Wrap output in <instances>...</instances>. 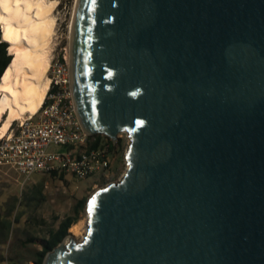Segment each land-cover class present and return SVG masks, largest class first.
<instances>
[{
	"label": "water",
	"instance_id": "water-1",
	"mask_svg": "<svg viewBox=\"0 0 264 264\" xmlns=\"http://www.w3.org/2000/svg\"><path fill=\"white\" fill-rule=\"evenodd\" d=\"M71 79L127 167L43 264H264V0H79Z\"/></svg>",
	"mask_w": 264,
	"mask_h": 264
},
{
	"label": "rangeland",
	"instance_id": "rangeland-1",
	"mask_svg": "<svg viewBox=\"0 0 264 264\" xmlns=\"http://www.w3.org/2000/svg\"><path fill=\"white\" fill-rule=\"evenodd\" d=\"M75 1L57 0V25L51 41L49 76L55 61L64 56L71 73L70 26ZM27 117L25 115L24 119ZM17 122L19 121H14L11 127ZM90 137L92 142L98 135ZM99 137L102 142L107 140L103 134H99ZM111 142L115 147L110 153L111 167L82 179H75L70 173L63 180L44 173L27 176L13 167H0V264H37V252L42 249L49 229L57 227L62 219L71 214L79 199L85 197L88 200L98 188L117 181L123 175L127 167L125 153L129 137L122 132L118 142ZM66 148L63 145L50 147L59 151ZM36 189L41 192L37 193ZM5 220L12 222L9 228L3 227ZM75 224L80 226L79 233L73 234L69 229V235L81 240L88 229L86 208L81 211L78 221L73 225ZM69 235L65 238L66 241H69ZM28 238H33V241L27 242Z\"/></svg>",
	"mask_w": 264,
	"mask_h": 264
},
{
	"label": "built area",
	"instance_id": "built-area-1",
	"mask_svg": "<svg viewBox=\"0 0 264 264\" xmlns=\"http://www.w3.org/2000/svg\"><path fill=\"white\" fill-rule=\"evenodd\" d=\"M66 57L53 64L44 103L37 113L10 127L0 136V167L9 166L30 176L54 171L82 179L111 167L110 143L91 147V135L76 111L70 69ZM63 145V151L50 149Z\"/></svg>",
	"mask_w": 264,
	"mask_h": 264
},
{
	"label": "bare ground",
	"instance_id": "bare-ground-1",
	"mask_svg": "<svg viewBox=\"0 0 264 264\" xmlns=\"http://www.w3.org/2000/svg\"><path fill=\"white\" fill-rule=\"evenodd\" d=\"M71 20L72 38L79 0ZM57 0H0L1 39L8 43L11 61L0 78V136L14 121L38 112L51 85V41L56 32ZM71 75V73H70ZM88 223V218H87ZM73 234L80 231L75 224Z\"/></svg>",
	"mask_w": 264,
	"mask_h": 264
},
{
	"label": "trees",
	"instance_id": "trees-1",
	"mask_svg": "<svg viewBox=\"0 0 264 264\" xmlns=\"http://www.w3.org/2000/svg\"><path fill=\"white\" fill-rule=\"evenodd\" d=\"M7 49H8V43L2 41L1 35H0V78L4 70L6 69V67L11 61V55L8 54ZM95 135H98V137H95V139H93V141L90 142L91 147L100 146V144L102 143L101 141L102 139L101 137H99V134H95ZM95 135H91V136H95ZM106 141L110 143L111 145L110 148L112 151H114L115 147H113L111 139L107 137ZM48 175H50L52 178H56V179L59 178L62 180L67 177V173L57 172V171H54ZM36 192L40 193L41 191L40 189H36ZM87 201L88 200L85 197L79 199L73 207V212L67 215L64 219H62L59 222L57 227H52L49 229L48 237L44 239V242H43L44 244H43L42 249L37 252V257H36L37 264H43L47 253L52 251L54 247H56L63 239H65L69 235L70 227L78 221L81 211L85 210L86 208ZM11 223L12 222L5 220L3 227L9 228L11 226ZM26 241L31 242L33 241V238H28ZM11 264H15V263H11Z\"/></svg>",
	"mask_w": 264,
	"mask_h": 264
}]
</instances>
